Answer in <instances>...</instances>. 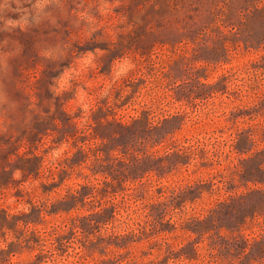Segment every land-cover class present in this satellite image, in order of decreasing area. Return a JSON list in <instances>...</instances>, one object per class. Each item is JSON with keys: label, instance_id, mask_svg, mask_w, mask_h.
Returning <instances> with one entry per match:
<instances>
[{"label": "rangeland", "instance_id": "rangeland-1", "mask_svg": "<svg viewBox=\"0 0 264 264\" xmlns=\"http://www.w3.org/2000/svg\"><path fill=\"white\" fill-rule=\"evenodd\" d=\"M0 264H264V0H0Z\"/></svg>", "mask_w": 264, "mask_h": 264}]
</instances>
